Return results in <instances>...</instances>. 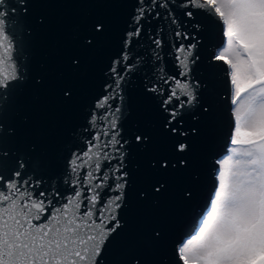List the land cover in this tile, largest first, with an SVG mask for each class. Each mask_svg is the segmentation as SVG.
Wrapping results in <instances>:
<instances>
[{
  "label": "snow or ice",
  "instance_id": "6c2138e0",
  "mask_svg": "<svg viewBox=\"0 0 264 264\" xmlns=\"http://www.w3.org/2000/svg\"><path fill=\"white\" fill-rule=\"evenodd\" d=\"M44 5L0 0V264H264V0H132L102 92L56 184L43 179L48 161L29 136L25 97L52 88L71 102L65 72L78 73L113 29L104 15L83 18L64 52L65 72L53 78L42 67L33 75L34 34L48 24ZM214 33L221 40L212 46ZM221 69L232 129L226 154L207 164L206 210L188 227L182 212L203 182L199 141L216 127L225 100L214 86ZM133 77L172 140L169 155L148 161L136 202L157 208L174 191L181 210L171 224L146 221L136 230L128 150H145L152 137L139 124L126 127ZM174 175L183 177L175 190Z\"/></svg>",
  "mask_w": 264,
  "mask_h": 264
},
{
  "label": "water",
  "instance_id": "95a60500",
  "mask_svg": "<svg viewBox=\"0 0 264 264\" xmlns=\"http://www.w3.org/2000/svg\"><path fill=\"white\" fill-rule=\"evenodd\" d=\"M46 5L40 11L48 17V24L44 28H37L32 44V74H38L41 68H47L49 76L65 72L63 56L70 45L73 27L83 18L93 15H104L112 24V38L95 54L88 57L82 69L69 75L65 72V79L74 86V98L69 103L62 102L52 89H33L25 97L24 105L32 116V127L29 136L40 145L42 154L48 161L47 173L43 175L45 181L51 177V183H58L57 173L63 168L68 149L74 150L77 139H82L80 133L87 123L90 105L102 92L105 83V71L109 57L116 50L115 37L124 27L132 0H99L98 6L82 3V0H38ZM183 19V17H181ZM196 20L203 21L200 16ZM196 21L194 20L193 23ZM219 33H214L211 45L220 43ZM207 43V40L204 41ZM226 67V65H225ZM215 89L225 98L220 106L217 125L210 135L199 141L200 170L203 182L199 196L191 208L183 210L182 215L190 227L192 217L204 209L212 188V181L207 171L209 158H220L225 154L227 134L232 129L229 95L226 92L225 73L219 71L214 80ZM140 80L133 77L128 85V92L132 100V108L128 124H139L152 137V143L145 149L130 148L128 167L133 171V182L129 190V222L133 230L139 228L146 221L162 224H171L181 214L177 206L174 191L161 201L159 207L148 204H138L135 196L142 187H147L149 174L147 163L153 157H162L170 154L172 140L164 135L160 128V116L152 101L145 98L140 92ZM187 119V116H186ZM191 122V121H190ZM137 168L140 170L137 171ZM173 190L183 183V177L174 175L168 177ZM194 208V212L193 209Z\"/></svg>",
  "mask_w": 264,
  "mask_h": 264
}]
</instances>
